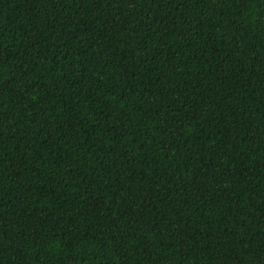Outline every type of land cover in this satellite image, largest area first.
Listing matches in <instances>:
<instances>
[{"label":"trees","instance_id":"1","mask_svg":"<svg viewBox=\"0 0 264 264\" xmlns=\"http://www.w3.org/2000/svg\"><path fill=\"white\" fill-rule=\"evenodd\" d=\"M0 264H264V0H0Z\"/></svg>","mask_w":264,"mask_h":264}]
</instances>
